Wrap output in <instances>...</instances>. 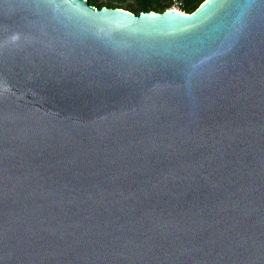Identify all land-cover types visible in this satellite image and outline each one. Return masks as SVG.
Listing matches in <instances>:
<instances>
[{"label":"water","instance_id":"obj_1","mask_svg":"<svg viewBox=\"0 0 264 264\" xmlns=\"http://www.w3.org/2000/svg\"><path fill=\"white\" fill-rule=\"evenodd\" d=\"M0 264H264V0H0Z\"/></svg>","mask_w":264,"mask_h":264},{"label":"trees","instance_id":"obj_2","mask_svg":"<svg viewBox=\"0 0 264 264\" xmlns=\"http://www.w3.org/2000/svg\"><path fill=\"white\" fill-rule=\"evenodd\" d=\"M89 3L97 8H123L137 15L142 12H165L172 6L173 0H88ZM205 0H185L184 11L192 13Z\"/></svg>","mask_w":264,"mask_h":264},{"label":"built area","instance_id":"obj_3","mask_svg":"<svg viewBox=\"0 0 264 264\" xmlns=\"http://www.w3.org/2000/svg\"><path fill=\"white\" fill-rule=\"evenodd\" d=\"M184 1L185 0H173L172 6L169 9L180 11V12H185L184 11Z\"/></svg>","mask_w":264,"mask_h":264}]
</instances>
